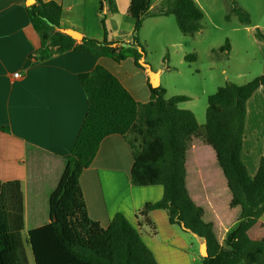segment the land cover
Listing matches in <instances>:
<instances>
[{
  "label": "trees",
  "instance_id": "1",
  "mask_svg": "<svg viewBox=\"0 0 264 264\" xmlns=\"http://www.w3.org/2000/svg\"><path fill=\"white\" fill-rule=\"evenodd\" d=\"M99 2L105 38L84 37L78 44L62 33L63 8L59 3L35 0L26 6L31 28L40 41L30 59L45 62L75 51L116 63L132 58L139 69L147 71L140 41L146 19L174 16L179 31L192 37L203 28L205 16L195 0H163L157 8H152L154 0H131L127 11L134 23L131 40L110 41L106 19L118 14V5L116 0ZM232 14L249 24L248 14L234 5ZM257 37L264 41V35L258 33ZM230 50L228 41L220 49L223 53ZM185 60L195 61L196 56H186ZM78 79L87 96L88 112L57 187L49 196L51 222L24 234L22 183L0 181V264H31L28 249L34 264H158L140 231L147 227L156 235L150 214L157 210L167 213L170 225L206 244L208 257L202 259L203 264H264V241H254L248 234L264 216V155L255 177L249 175L242 159L247 104L257 90L264 92V75L245 85L227 83L209 96L203 130L193 112L179 108L190 98L167 99V91L160 85L153 88L149 84L150 101L142 104L102 66ZM114 135L131 147L132 185L163 188L159 201L148 202L138 211L140 230L120 213L106 229L88 215L80 179L103 140ZM197 138L214 150L231 195L230 208L240 210L222 244L214 224L204 220L203 208L193 202L186 186L187 154Z\"/></svg>",
  "mask_w": 264,
  "mask_h": 264
},
{
  "label": "crops",
  "instance_id": "2",
  "mask_svg": "<svg viewBox=\"0 0 264 264\" xmlns=\"http://www.w3.org/2000/svg\"><path fill=\"white\" fill-rule=\"evenodd\" d=\"M42 1L62 6L61 30L104 40L99 0ZM162 1L154 2L152 8L159 7ZM116 3L118 14L106 19L108 39L131 40L134 23L127 17L131 0H116ZM25 7L26 0H0V181L22 183L24 234H28L51 222L49 196L57 187L65 160L72 152L88 112L79 75L102 66L142 104L150 101V89L147 88L148 71L139 69L132 58L116 63L107 57L70 51L45 62L30 59L40 41L31 28ZM2 128L8 131H1ZM263 155L264 92L259 89L247 104L242 151L251 177L256 176ZM133 164L131 147L124 138L114 135L103 140L92 165L81 176L88 215L104 229L120 213L140 230L138 211L163 196L161 186L132 185ZM186 170L190 197L203 208L204 220L214 224L222 244L239 219L240 210L230 208L227 181L214 150L202 138L193 141ZM150 216L156 225V235L147 227L140 231L158 264H195L199 257L203 259V244L170 225L165 211L157 210ZM248 234L254 241H264V216Z\"/></svg>",
  "mask_w": 264,
  "mask_h": 264
},
{
  "label": "rangeland",
  "instance_id": "3",
  "mask_svg": "<svg viewBox=\"0 0 264 264\" xmlns=\"http://www.w3.org/2000/svg\"><path fill=\"white\" fill-rule=\"evenodd\" d=\"M195 1L205 16L200 33L183 35L174 16L148 18L142 25L140 41L146 52L147 88L153 73L167 91V99L189 97L190 101L179 104V108L193 112L203 130L209 96L227 83L245 85L263 75L264 41L257 34L264 35V0ZM232 5L248 14L249 24L242 23L236 14L230 15ZM227 41L231 50L223 53L220 49ZM190 55L196 60L186 61ZM28 257L33 264L29 249ZM195 264H203L200 257Z\"/></svg>",
  "mask_w": 264,
  "mask_h": 264
},
{
  "label": "water",
  "instance_id": "4",
  "mask_svg": "<svg viewBox=\"0 0 264 264\" xmlns=\"http://www.w3.org/2000/svg\"><path fill=\"white\" fill-rule=\"evenodd\" d=\"M34 3H35V0H26V6H31ZM62 33L64 35H67V36L71 37L77 43H81L82 40H83L82 34L76 32V31H73V30H62ZM150 85L153 88H158L159 87L158 77H157L156 74L150 73ZM202 256H203V258L208 257L206 244H203V246H202Z\"/></svg>",
  "mask_w": 264,
  "mask_h": 264
},
{
  "label": "built area",
  "instance_id": "5",
  "mask_svg": "<svg viewBox=\"0 0 264 264\" xmlns=\"http://www.w3.org/2000/svg\"><path fill=\"white\" fill-rule=\"evenodd\" d=\"M19 75H16L15 77H18Z\"/></svg>",
  "mask_w": 264,
  "mask_h": 264
}]
</instances>
